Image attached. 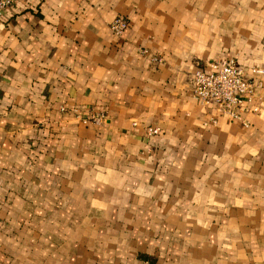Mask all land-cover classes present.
Returning a JSON list of instances; mask_svg holds the SVG:
<instances>
[{"label": "crops", "instance_id": "obj_1", "mask_svg": "<svg viewBox=\"0 0 264 264\" xmlns=\"http://www.w3.org/2000/svg\"><path fill=\"white\" fill-rule=\"evenodd\" d=\"M227 56L264 92V0L6 7L0 264H264V110L191 96Z\"/></svg>", "mask_w": 264, "mask_h": 264}, {"label": "built area", "instance_id": "obj_2", "mask_svg": "<svg viewBox=\"0 0 264 264\" xmlns=\"http://www.w3.org/2000/svg\"><path fill=\"white\" fill-rule=\"evenodd\" d=\"M16 0H0V15L5 8ZM126 25L122 16H115L108 22L109 30L114 34H120ZM152 60L160 61L159 55H152ZM251 72H264L263 68L251 67ZM191 96L199 103L212 102L216 110L230 118H241L240 110L244 108L245 100L253 97L256 102L250 106L253 111L264 110V92L259 93V81L250 75L243 73L242 68L232 56L217 57L209 60L206 65L196 64L191 71ZM104 119V114L90 113L82 121L98 122ZM244 123V121L242 120ZM149 132H155V127H148ZM138 264H149L146 258Z\"/></svg>", "mask_w": 264, "mask_h": 264}]
</instances>
